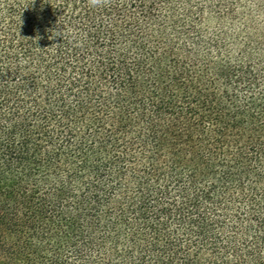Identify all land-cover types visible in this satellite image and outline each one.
Segmentation results:
<instances>
[{
	"label": "trees",
	"instance_id": "obj_1",
	"mask_svg": "<svg viewBox=\"0 0 264 264\" xmlns=\"http://www.w3.org/2000/svg\"><path fill=\"white\" fill-rule=\"evenodd\" d=\"M0 264H264V0H0Z\"/></svg>",
	"mask_w": 264,
	"mask_h": 264
},
{
	"label": "clouds",
	"instance_id": "obj_2",
	"mask_svg": "<svg viewBox=\"0 0 264 264\" xmlns=\"http://www.w3.org/2000/svg\"><path fill=\"white\" fill-rule=\"evenodd\" d=\"M111 0H87V4L92 9L104 8L109 6ZM76 46H80V42H75Z\"/></svg>",
	"mask_w": 264,
	"mask_h": 264
}]
</instances>
